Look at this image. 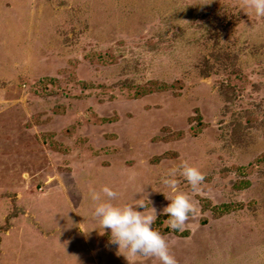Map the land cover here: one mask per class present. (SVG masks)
<instances>
[{
    "label": "rangeland",
    "instance_id": "rangeland-1",
    "mask_svg": "<svg viewBox=\"0 0 264 264\" xmlns=\"http://www.w3.org/2000/svg\"><path fill=\"white\" fill-rule=\"evenodd\" d=\"M182 161L204 181L176 177L196 212L174 232L160 177ZM102 185L147 194L177 264H264V18L245 0H0V264H160L92 217Z\"/></svg>",
    "mask_w": 264,
    "mask_h": 264
},
{
    "label": "clouds",
    "instance_id": "clouds-1",
    "mask_svg": "<svg viewBox=\"0 0 264 264\" xmlns=\"http://www.w3.org/2000/svg\"><path fill=\"white\" fill-rule=\"evenodd\" d=\"M245 7L257 16L264 18V0H245ZM183 177L193 191H198L204 181L203 173L195 166L182 161L178 166L169 168L160 177L163 184L170 193L171 199L163 208L167 215L166 223L169 230L178 232L184 229L186 220L195 214L196 204L190 200L188 195L179 191L177 176ZM143 188L141 189V193ZM118 193L108 185H102L99 190L90 188L88 199L92 205V217L98 220L102 229L110 230L112 243L118 249L126 250L129 256L152 257L160 264H177L176 259L169 252V245L165 236L153 227L157 220L156 209H146L144 201L149 205L147 194L140 199H133L131 203L116 204ZM143 208L137 211L136 208Z\"/></svg>",
    "mask_w": 264,
    "mask_h": 264
},
{
    "label": "trees",
    "instance_id": "trees-1",
    "mask_svg": "<svg viewBox=\"0 0 264 264\" xmlns=\"http://www.w3.org/2000/svg\"><path fill=\"white\" fill-rule=\"evenodd\" d=\"M225 25L227 24V22L226 23H224ZM224 25V26H225ZM211 69L212 68H209V67H204V70H206V72L204 73V76H208V74L210 73V71H211Z\"/></svg>",
    "mask_w": 264,
    "mask_h": 264
}]
</instances>
